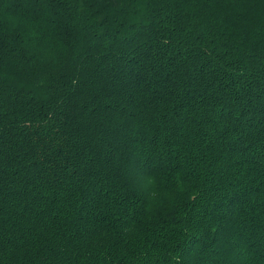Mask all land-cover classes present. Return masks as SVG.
Masks as SVG:
<instances>
[{
    "label": "trees",
    "instance_id": "1",
    "mask_svg": "<svg viewBox=\"0 0 264 264\" xmlns=\"http://www.w3.org/2000/svg\"><path fill=\"white\" fill-rule=\"evenodd\" d=\"M0 264H264V0H0Z\"/></svg>",
    "mask_w": 264,
    "mask_h": 264
}]
</instances>
